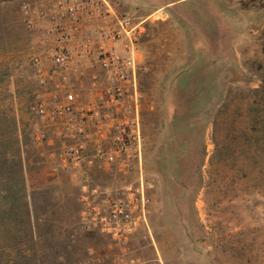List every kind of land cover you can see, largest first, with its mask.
I'll list each match as a JSON object with an SVG mask.
<instances>
[{
	"label": "rangeland",
	"instance_id": "rangeland-1",
	"mask_svg": "<svg viewBox=\"0 0 264 264\" xmlns=\"http://www.w3.org/2000/svg\"><path fill=\"white\" fill-rule=\"evenodd\" d=\"M44 1L0 0V264H264V0L114 4L136 26L135 94L115 115L135 105L139 142L87 175L34 139L41 30L21 8ZM138 180L145 216L124 246L81 223V183Z\"/></svg>",
	"mask_w": 264,
	"mask_h": 264
},
{
	"label": "built area",
	"instance_id": "built-area-1",
	"mask_svg": "<svg viewBox=\"0 0 264 264\" xmlns=\"http://www.w3.org/2000/svg\"><path fill=\"white\" fill-rule=\"evenodd\" d=\"M21 9L26 24L41 30V49L32 57L34 139L46 142L51 134L59 142L60 169L87 175L95 165L116 162L126 145L139 142L135 105L131 115H115L135 94L136 26L107 0H45ZM79 190L81 223L124 246L144 220L141 181L113 194L97 184L81 183Z\"/></svg>",
	"mask_w": 264,
	"mask_h": 264
},
{
	"label": "crops",
	"instance_id": "crops-1",
	"mask_svg": "<svg viewBox=\"0 0 264 264\" xmlns=\"http://www.w3.org/2000/svg\"><path fill=\"white\" fill-rule=\"evenodd\" d=\"M111 6L113 7L114 4H116L117 2H119L120 0H107ZM134 2H136L137 0H133ZM139 2L141 0H138ZM204 2L205 0H174V1H164L163 3H157V4H152L150 5V7H163V8H170V7H180V8H189L191 6V3H200V6L204 7ZM141 3V2H140ZM179 4V5H177ZM114 8V7H113Z\"/></svg>",
	"mask_w": 264,
	"mask_h": 264
}]
</instances>
